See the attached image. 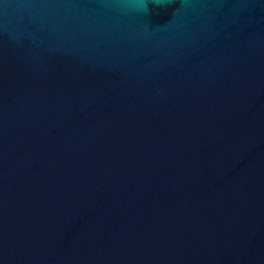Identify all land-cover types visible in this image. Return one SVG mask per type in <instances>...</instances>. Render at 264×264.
<instances>
[{
    "label": "water",
    "instance_id": "95a60500",
    "mask_svg": "<svg viewBox=\"0 0 264 264\" xmlns=\"http://www.w3.org/2000/svg\"><path fill=\"white\" fill-rule=\"evenodd\" d=\"M0 264H264V0H0Z\"/></svg>",
    "mask_w": 264,
    "mask_h": 264
}]
</instances>
